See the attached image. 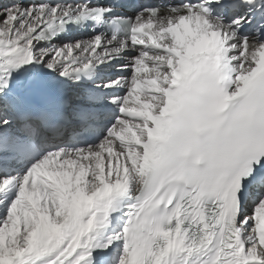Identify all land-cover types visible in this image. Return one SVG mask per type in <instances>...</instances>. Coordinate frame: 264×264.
Here are the masks:
<instances>
[{
  "label": "snow or ice",
  "instance_id": "6c2138e0",
  "mask_svg": "<svg viewBox=\"0 0 264 264\" xmlns=\"http://www.w3.org/2000/svg\"><path fill=\"white\" fill-rule=\"evenodd\" d=\"M0 264H264V0H0Z\"/></svg>",
  "mask_w": 264,
  "mask_h": 264
}]
</instances>
